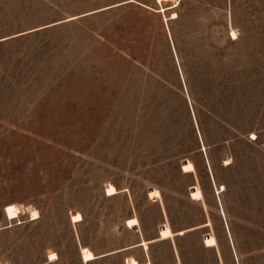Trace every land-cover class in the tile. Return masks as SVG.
I'll return each instance as SVG.
<instances>
[{
  "label": "rangeland",
  "instance_id": "rangeland-1",
  "mask_svg": "<svg viewBox=\"0 0 264 264\" xmlns=\"http://www.w3.org/2000/svg\"><path fill=\"white\" fill-rule=\"evenodd\" d=\"M81 242L264 264V0H0V264Z\"/></svg>",
  "mask_w": 264,
  "mask_h": 264
},
{
  "label": "crops",
  "instance_id": "crops-1",
  "mask_svg": "<svg viewBox=\"0 0 264 264\" xmlns=\"http://www.w3.org/2000/svg\"><path fill=\"white\" fill-rule=\"evenodd\" d=\"M105 9V8H104ZM98 11V10H97ZM97 11H93V12H90V13H94V12H97ZM72 19H74V18H72ZM243 83V82H242ZM209 160V159H208ZM118 193V192H117ZM117 193H115V194H117ZM107 195H109V194H107ZM112 195H114V194H112ZM10 204H14V203H10ZM9 205V204H8ZM132 217H136V216H132ZM131 218V217H130ZM138 218V217H137ZM72 219V218H71ZM129 219V218H128ZM127 219V220H128ZM127 220H126V225H127ZM140 223V222H139ZM163 224H165V223H163ZM163 224L160 226V227H162L163 226ZM139 224H137L136 226H138ZM128 226V225H127ZM136 226H134V227H136ZM128 227H130V226H128ZM131 228H133V227H131ZM188 229H185L184 230V232L183 233H185L186 231H187ZM177 233H179V231L177 232ZM183 233H181V234H183ZM159 234H160V232H159ZM180 234V233H179ZM209 235V234H208ZM160 239H163V238H160V235H159V237H156V238H153V239H141V240H139L138 242H136V243H134V244H132V245H129V246H126V247H122V248H120V249H118V250H116V251H113V253L115 252V253H117V252H121V251H124V250H126V249H130V248H134V247H137V246H143L144 248H145V246L142 244V241L143 240H146V241H149L148 242V247H149V243H151V242H153V241H157V240H160ZM84 246H86V245H83V243L81 242L80 243V247H81V252H80V258H81V260H82V262L83 263H87L88 264V262H90V261H94V260H97V259H99V258H101V257H104V256H106L108 253H102V254H97L95 251V254L97 255V257L96 258H94V259H92V260H89V261H85L84 260V258H83V252H82V248L84 247ZM88 247V246H87ZM210 247H216V246H210ZM90 248V247H89ZM147 249V248H146ZM53 252V251H52ZM54 252H56L57 254H58V252L57 251H54ZM50 253L47 255V259H46V263H55V262H57V261H59L60 260V256H59V254H58V257L56 258V259H53V260H51L50 259ZM131 257H134V258H136L139 262H140V264H152V259L151 258H149V257H146L145 256V258L144 259H142V258H140V257H137V256H135V255H131V256H129V255H127V258H126V264H128V260L131 258ZM40 264H43V263H40ZM177 264H181V263H177Z\"/></svg>",
  "mask_w": 264,
  "mask_h": 264
},
{
  "label": "bare ground",
  "instance_id": "bare-ground-1",
  "mask_svg": "<svg viewBox=\"0 0 264 264\" xmlns=\"http://www.w3.org/2000/svg\"><path fill=\"white\" fill-rule=\"evenodd\" d=\"M160 2L162 0H159ZM188 161H185L183 164L187 163ZM196 187H193L192 189H195ZM153 188L150 189V191L152 190ZM19 208L15 205V204H9L7 205V208H6V212H7V215L9 216V218H15L16 216H18V213H19ZM37 214V213H36ZM35 215V214H34ZM166 225L164 227H161V229L165 228ZM209 235H207L208 237ZM88 249H84L83 250V253L85 251H87ZM54 255V253H52Z\"/></svg>",
  "mask_w": 264,
  "mask_h": 264
},
{
  "label": "water",
  "instance_id": "water-1",
  "mask_svg": "<svg viewBox=\"0 0 264 264\" xmlns=\"http://www.w3.org/2000/svg\"><path fill=\"white\" fill-rule=\"evenodd\" d=\"M194 120H195V123H196L197 129H198V133H199V135H200V139L202 140V137H201V134H200V130H199V128H198V124H197V121H196V118H195V117H194ZM202 146H203V145H202ZM206 158H207V162H208V165H209V170L211 171L210 163H209V160H208L207 155H206ZM185 161H188V160H185ZM211 175H212V171H211ZM212 178H213V180H214L213 175H212ZM164 226H165V224H163L162 227H164Z\"/></svg>",
  "mask_w": 264,
  "mask_h": 264
},
{
  "label": "built area",
  "instance_id": "built-area-1",
  "mask_svg": "<svg viewBox=\"0 0 264 264\" xmlns=\"http://www.w3.org/2000/svg\"><path fill=\"white\" fill-rule=\"evenodd\" d=\"M30 217H31V219H32L33 215L31 214V216H30Z\"/></svg>",
  "mask_w": 264,
  "mask_h": 264
}]
</instances>
